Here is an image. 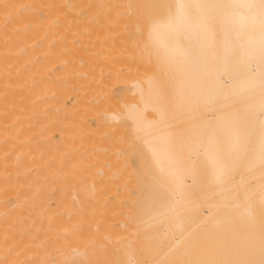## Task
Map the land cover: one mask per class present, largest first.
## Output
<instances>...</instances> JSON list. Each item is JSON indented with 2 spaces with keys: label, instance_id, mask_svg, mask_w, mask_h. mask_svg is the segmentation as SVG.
<instances>
[{
  "label": "bare ground",
  "instance_id": "6f19581e",
  "mask_svg": "<svg viewBox=\"0 0 264 264\" xmlns=\"http://www.w3.org/2000/svg\"><path fill=\"white\" fill-rule=\"evenodd\" d=\"M74 1L0 0V264H264V0H110L79 82Z\"/></svg>",
  "mask_w": 264,
  "mask_h": 264
},
{
  "label": "rangeland",
  "instance_id": "374dc122",
  "mask_svg": "<svg viewBox=\"0 0 264 264\" xmlns=\"http://www.w3.org/2000/svg\"><path fill=\"white\" fill-rule=\"evenodd\" d=\"M72 1H74V0H72ZM79 1H80V0H78L77 2L74 1V4H77ZM84 1H85L84 4L86 3L85 6H83L84 8H83V7L81 8V5H80V6H79V5H75V6H78V7H76V8H75V7H72V9H71V10L76 11V12L78 13V15H79V13H80L79 16H78L75 12H74V13H75V14H74L73 11H72L71 14H74V15L78 16V17H79V20L81 19V23H80V21L78 20V17H77V19H76V17H72V16H71L72 21H71V18H70V21L72 22V23H71V27L73 28V31H71L72 29L70 30V34L72 33V34L70 35V38H71L73 41H72V40H70V41H71V42L73 43V45L76 46L77 48H78V46L81 48L82 45H83V46H86V45H87L86 48H88V46H89V49H92L91 47H92L93 44H94V47H93V49L91 50V52H90L89 49L87 50L86 48H81V49L79 48V49H76L77 51H80L81 53H78L76 50H75L76 52L73 51V50L71 51V52H75V53L78 54V55H76V54H75V55H74V54L72 55V56H75V57L73 58V60H76V59H77V60H76L75 63H73V65L76 66V68L73 67V68L75 69V72L72 70L73 68L71 69V70L73 71V73H71V74H72V77H73L72 79H74V80L76 79V80H78V82H79V79H80V78L77 79V75H76V73L78 74V77H80V76L82 77L85 73H87V71H89V70L91 69V67H92V69H94V65H95L96 67L99 66V62H97V63H98V64H97L96 62H94L93 60H91L90 57H92V55L94 56V59H95V56H96L97 59H101V60H102V58L105 57V56L103 57V56L101 55L102 58H99V57H101V56L99 55V52H98V51L101 49V47L98 46V43L96 42L98 35H100V33H102V32H100V33H98V34H96V32H94V35H92V34H93V33H92V34H90V35H91V37H90V36L88 35L89 33H91L90 31L93 32V30H95V29H96V30L99 29V30H98V32H99V31L103 30L104 33H102V37H101V36L99 37L100 41H101V39H103L104 41H106V40H107V37H106V36H108V38L111 37L112 39L110 38V40L115 39V38L117 37V36H116L117 34H114V33H116V31H117V32H120V33L123 32L124 35H125V34H127V35L130 34V36H131L132 38L128 35V36H127L128 39H129V37H130L131 39H133L134 36H135V37L138 36V37H136V39H134V40L137 41V38L140 40V38H142V37H140V36H142V35H141V34L139 35V31L136 29V25L139 26V24H141L140 27H141V26L143 27V25H144V24H143V23H144V18H145V17H144L145 14H143V17H144V18H143V17H142L141 19L139 18V20H138L136 17H132V18H133L132 20L135 21V25H134V21H129V19L125 17V12L127 13L128 11H130L129 8H130L132 5H130V6L127 5V4H126V2H127L126 0H124V2H121L122 4L120 3L122 6H120L119 1H118V3H117V4H118V7L120 6L121 9H122V8H123V9L127 8V7H124V6H123V5H124L123 3L126 4L125 6H128V7H129V8H127V11L125 10V12H124V10H120L121 12L123 11V14H124V15H121V16H120L122 21L120 20L119 17H117V15H118L117 12H116L117 10L114 11V8H115V9H119L120 7L118 8V7H114L115 5H113V6L110 5V4H113L114 0L111 1L112 3H110V0H108L109 2H108V1H107V2L103 1V4L105 3L104 6H103V4H101V6H100V4H99L100 2H99L98 0H89V1L87 0L88 2H87L86 0H84ZM97 1H98V2H97ZM125 1H126V2H125ZM139 1H140V7H141L142 3L145 2L146 0H145V1H141V0H139ZM101 2H102V1H101ZM116 2H117V0L115 1V3H116ZM141 2H142V3H141ZM72 3H73V2H72ZM82 3H83V2H82ZM97 3H98L99 5H97ZM106 3H110L109 5H110L111 7H114V8H112V9H113V11H114L113 14H115V12H116V14H117L116 16L114 15L115 18L117 17V18H116L117 23H116L115 20H113V18H111L112 16L110 17V15H112V14L109 13V11L107 10L108 8H107V7H106L105 9L103 8V7H105ZM115 3H114V4H115ZM133 3H136V2H133ZM74 4H72V6H73ZM84 4H83V5H84ZM117 4H116V5H117ZM143 4H144V3H143ZM137 5H139V3H138ZM96 6H97V7H96ZM99 6H100L101 8H103L105 11L102 9L103 11L100 12ZM133 7H134V6H133ZM133 7L130 8V9H134V10H131V12H132V11L135 12V9H137V8H133ZM135 7H136V5H135ZM73 8H74V9H73ZM95 8H97V9H95ZM138 8H139V6H138ZM141 8H142V7H141ZM75 9H76V10H75ZM110 9H111V8H110ZM112 9H111V10H112ZM139 9H140V8H139ZM106 10H107V12L110 14L109 17H108V14H105L106 16H105V15L102 16L104 19H103V18L99 19L100 16H98V17H99V18H98L97 15H98V14L100 15L102 12H103V13L106 12ZM95 11H96V12H95ZM138 11H139V10H138ZM118 12H119V11H118ZM121 12H119V13L122 14ZM131 12H128V14L131 13ZM134 12H132V14H133ZM103 13H102V14H103ZM136 13H137V12H136ZM96 14H97V15H96ZM120 14H119V15H120ZM128 14H127V15H128ZM139 14H140V13H139ZM139 14H138V15H139ZM74 15H73V16H74ZM119 15H118V16H119ZM127 15H126V16H127ZM133 15H135V14H133ZM138 15H136V16H138ZM141 15H142V13H141ZM114 16H113V17H114ZM131 16H132V15H131ZM106 17H108V18H106ZM124 17H125V19H128V20H125V19H124L125 21H129V22H128L129 24L127 23L126 26L123 25L122 23H120V22H124V23H125V21L123 20ZM127 17H128V16H127ZM129 17H130V16H129ZM140 17H141V16H140ZM82 18H83V21H84V22L82 21ZM96 18H97V19H96ZM118 18H119V19H118ZM134 18H135V19H134ZM98 19H99V22H101V20H102V21L105 20V21H103L104 23H98ZM109 19H110V20H109ZM130 19H131V18H130ZM77 20H78V21H77ZM112 20H113V21H112ZM119 20H120V22H119ZM136 20H137V21H136ZM110 21H112L113 23L110 22ZM78 22H79V24H77ZM131 22H132V23H131ZM75 23H76V24H75ZM83 23H85V24L83 25ZM107 23H108V24H107ZM72 24H73V25H72ZM74 24H75V25H74ZM80 24H82L81 26H83L84 29H83V27L81 28ZM99 24H100L101 26H102V24H103L102 28H103V27H106V28H107L106 25H108V28H109V27H110V28H109L108 31H107L108 28H107V29H106V28L100 29L101 26H100ZM105 24H106V25H105ZM121 24H122V25H121ZM125 24H126V23H125ZM78 25L80 26V28H79L80 30L78 29ZM114 25H115L116 27H115ZM119 25H120V26H119ZM129 25H130L131 27H130ZM132 25H133V26H132ZM111 26H113V27H112L113 29L111 28ZM117 26H118V27H117ZM121 26H122V30H123V31H120ZM128 26H129V27H128ZM87 27H88V28H87ZM132 27H133V28H132ZM142 27H141V29H142ZM75 28H76V29H75ZM118 28H119V29H118ZM125 28H127V29H125ZM74 29L76 30V32H74V31H75ZM82 29H83V31H84V33H85L84 35H82V33H83ZM87 29H88V30H87ZM104 29H105V30H104ZM111 29L113 30V33L111 32V31H112ZM115 29H116V30H115ZM134 29H135V30H134ZM139 29H140V28H139ZM96 30H95V31H96ZM128 30H129V31H128ZM142 30H143V29H142ZM81 31H82V33H81ZM106 31H107V32H106ZM109 31H110V32H109ZM114 31H115V32H114ZM125 31H126V32H125ZM140 31H141V30H140ZM73 32H74V33H73ZM79 32H80V33H79ZM128 32H129V33H128ZM136 32H137V34H136ZM87 33H88V34H87ZM106 33H107V34L109 33V35H104V34H106ZM120 33H118V36H120ZM141 33H142V31H141ZM73 34H75V35H73ZM131 34H132V35H131ZM142 34H144V31H143ZM78 35L80 36V39H79V36H78ZM85 35H86L87 37H86ZM95 35H96V36H95ZM81 36H85L84 39H85V38L88 39V37H89V39H88V40H90V41H88L89 43H86V42H85L86 44H82L83 41H86V39L83 40V39L81 38ZM113 36H116V37H113ZM121 36H123V35L121 34ZM76 37H77V38H76ZM123 37H124V36H123ZM135 37H134V38H135ZM73 38H75V39H73ZM91 38H92V39H91ZM93 38H96V39L94 40ZM125 38H126V37H125ZM125 38H123V41H125ZM127 38H126V39H127ZM81 39H82V40H81ZM105 39H106V40H105ZM120 39H121V37H120ZM131 39L128 40V41H129V42H130V41H133V42H134V40H131ZM78 40H79V41H78ZM80 40L82 41V43H81ZM108 40H109V39H108ZM118 40H119V39H118ZM118 40H117V41H118ZM94 41H95V42H94ZM97 41L99 42V40H97ZM104 41H103V42H104ZM76 42H77V44H76ZM93 42H94V43H93ZM103 42L101 41L100 44L102 45ZM111 42H112V41H111ZM126 42H127V41H126ZM126 42H124V47H125V46L128 47V46H127V45H128V42H127V44H126ZM79 43H80V45H78ZM115 43H116V41H115ZM115 43H113V44H115ZM96 44H97V48L95 49V45H96ZM117 45H118V44H117ZM74 46H73V47H74ZM131 46H133V44H131ZM137 46H138V47H137ZM137 46H135V49H136V50L134 49V46L131 47V48L134 49L135 52H137V50L140 49L139 47H141L140 45H137ZM99 47H100V48H99ZM112 47H114V45H113ZM136 47H137L138 49H137ZM71 49H72V47H71ZM73 49H74V48H73ZM82 49H83V50H82ZM94 49H95V50H94ZM105 49L108 50L109 48H108V49H107V48H104V50H105ZM124 49H125V48H124ZM86 50H87V51H86ZM97 50H98V51H97ZM82 51H83V52H82ZM93 51H94V52H93ZM95 51H96V52H95ZM102 51H103V50H102ZM108 51H109V50H108ZM138 51H139V50H138ZM71 52H70V53H71ZM109 52H110V51H109ZM82 53H84L83 55H85V54L87 53L89 57L87 58V55H86V56H84V57H86V58H84V57L82 56ZM89 53H90V54L92 53V55L90 56ZM93 53H94L95 55H94ZM96 53H97V54H96ZM100 53H101V52H100ZM103 54H105V53H103ZM137 54H138V53H137ZM137 54H136V56H137ZM80 55H81V57H80ZM98 56H99V57H98ZM79 57H80V58H79ZM78 58H79L80 60H79ZM136 58H137V57H136ZM138 58H139V57H138ZM141 58H142V57H141ZM83 59H84V60H83ZM97 59H96V60H97ZM132 59H133V58H132ZM132 59H131V60H132ZM73 60H72V61H73ZM101 60H100V61H101ZM133 60L135 61L136 59H133ZM81 61H82V62H81ZM88 61H90V62H89L90 64L93 62V65L91 64V65H90L91 67L89 66L90 69H89V67H87L89 70H87V68H86V66H88V65H87V64H88V63H87ZM91 61H92V62H91ZM137 61H139V62H137ZM142 61H143V58H142L141 60H139V59L136 60L135 63L137 62L138 65H135V63L133 62V63H134V66H138L140 70L142 69V71L144 70L143 72L141 71V73L138 71V73H139L140 76H141V74H142V76H144V72H145V74H146L147 71H148V68H147V67H150V66L148 65L149 63H146V65H147V67H146V66L144 65V63H143V62H145V60H144L143 62H142ZM140 62H141V65H139ZM78 63H79V64H78ZM84 63H85V64H84ZM95 63H96V64H95ZM131 63H132V62H131ZM137 63H136V64H137ZM75 64H76V65H75ZM80 64H81V65H80ZM142 64L146 67L147 71H146V69H144V67L142 66ZM79 65H80V66H79ZM82 65H83V66H82ZM77 66H78V68H79V69H78V70H79L78 72L76 71V70H77ZM141 66H142V68H140ZM80 67H81V69H80ZM102 68H103V67H102ZM102 68H100V66H99L100 71H102ZM84 69L87 70V71L84 72V73H83V71H82V72L80 71V70H84ZM85 70H84V71H85ZM96 71H97V70H96ZM96 71H95V72H96ZM98 71H99V70H98ZM100 71H99V72H100ZM103 71H104V70H103ZM79 72H81V74H80ZM96 73H97V72H96ZM73 75H74V76H73ZM140 76L137 77V78H141V77H142V76H141V77H140ZM84 77H85V76H84ZM82 78H83V77H82ZM137 78H136V79H137ZM86 79H87V78H86ZM136 79H134V80H136ZM76 80H75V81H76ZM84 80H85V79L83 78V81H84ZM137 80H139V79H137ZM76 82H77V81H76ZM76 82H75V83H76ZM130 94H132V93H130ZM132 95H133V94H132ZM131 97H132V96H131ZM132 162H133V161H132Z\"/></svg>",
  "mask_w": 264,
  "mask_h": 264
}]
</instances>
